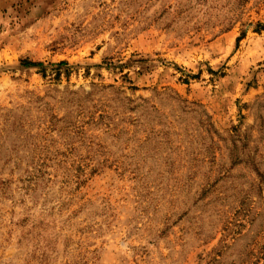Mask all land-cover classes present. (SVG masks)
<instances>
[{
  "label": "rangeland",
  "instance_id": "rangeland-1",
  "mask_svg": "<svg viewBox=\"0 0 264 264\" xmlns=\"http://www.w3.org/2000/svg\"><path fill=\"white\" fill-rule=\"evenodd\" d=\"M0 264H264V0H0Z\"/></svg>",
  "mask_w": 264,
  "mask_h": 264
}]
</instances>
